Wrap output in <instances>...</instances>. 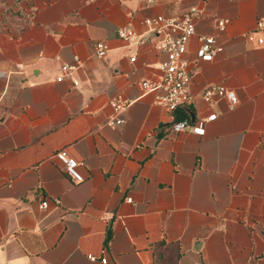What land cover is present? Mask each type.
Listing matches in <instances>:
<instances>
[{
  "label": "crops",
  "instance_id": "0c3cea01",
  "mask_svg": "<svg viewBox=\"0 0 264 264\" xmlns=\"http://www.w3.org/2000/svg\"><path fill=\"white\" fill-rule=\"evenodd\" d=\"M192 7L191 100L170 111L138 83L157 76L165 53L118 30L143 34L144 18ZM200 35L222 45L211 60L197 57ZM63 63L72 67L58 80ZM211 83L236 103L205 100ZM118 94L131 103L108 123ZM207 116L203 134L167 129ZM61 147L82 161V180L55 155ZM102 255L264 264V0H0V264H104Z\"/></svg>",
  "mask_w": 264,
  "mask_h": 264
},
{
  "label": "built area",
  "instance_id": "2783aa9c",
  "mask_svg": "<svg viewBox=\"0 0 264 264\" xmlns=\"http://www.w3.org/2000/svg\"><path fill=\"white\" fill-rule=\"evenodd\" d=\"M196 15L197 10L192 7L177 17H165L162 14H157L144 18L143 22L147 26V32L143 34L136 33L129 27H121L118 30L119 36L125 38L130 43H143L153 40L155 46L165 53V58L159 64L160 72L157 76L155 78L141 79L138 83L143 93L149 91L160 92L158 96L159 102L170 111L175 110L177 107L191 100L187 90V84L194 71V65L186 53L189 38L194 33V18ZM224 23L225 19L223 18L217 21L219 27H222ZM258 24H262V19L258 20ZM244 36L246 39L252 40L254 39V31H246ZM257 41L260 43L263 41V38L260 36L257 38ZM94 49L97 55L102 56L107 49V45L102 40H96L94 42ZM221 50L222 45L217 44L213 36H199V45L196 50L198 58L211 60ZM133 58L131 57L132 60ZM17 66L19 68L22 67L21 63H18ZM71 67L70 64L63 63L61 65V73L56 78L60 80ZM201 96L207 101H213L219 97H227L233 105L237 101L234 91L226 88L221 83L208 84L201 93ZM109 102L117 115L109 118L107 122L115 124L121 123L123 117L119 114L127 108L131 100L118 94ZM210 118V116H207L194 121L187 118L171 120L167 124V129L168 131L176 132L188 129L196 134H203L205 132L204 124ZM55 155L63 162L64 169L74 181L83 179L82 174L76 169L82 163L81 160L70 155L65 147L58 148L55 151ZM126 199L131 201L132 197L128 196ZM54 201L58 203L59 199L55 198ZM48 204V198L44 197L40 200L39 207L46 208ZM87 256L91 260L97 259L96 254L93 252H89ZM100 261L108 264L105 255L100 257Z\"/></svg>",
  "mask_w": 264,
  "mask_h": 264
}]
</instances>
